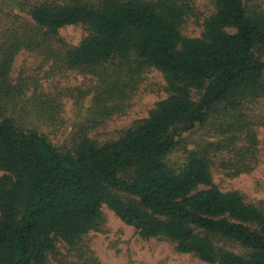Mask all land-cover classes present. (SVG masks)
Instances as JSON below:
<instances>
[{
  "label": "trees",
  "instance_id": "16d2710c",
  "mask_svg": "<svg viewBox=\"0 0 264 264\" xmlns=\"http://www.w3.org/2000/svg\"><path fill=\"white\" fill-rule=\"evenodd\" d=\"M17 4L30 21L17 20L0 38V264H51L50 256H61L59 242L74 247L99 228L104 205L142 238L165 240L203 262L264 264V208L238 190H220L211 173L216 150L241 133L255 142L242 110L264 98V0H213L196 37L182 33L194 14L191 0ZM76 24L88 33L67 46L58 31ZM21 49L62 55L66 67L97 77L93 117L69 149L24 125V89L10 78ZM149 67L163 74L168 96L117 139L90 138L92 125L122 110L119 78ZM210 121L225 137L188 149L186 134ZM179 149L182 158L172 161ZM240 163L232 175L245 170Z\"/></svg>",
  "mask_w": 264,
  "mask_h": 264
},
{
  "label": "rangeland",
  "instance_id": "374dc122",
  "mask_svg": "<svg viewBox=\"0 0 264 264\" xmlns=\"http://www.w3.org/2000/svg\"><path fill=\"white\" fill-rule=\"evenodd\" d=\"M191 5L194 14L187 19L182 33L196 37L201 33L204 19L214 12V4L213 0H191ZM19 19L30 21L29 15L19 9L17 0H0V38ZM87 33L81 24L67 25L59 29L58 37L67 46H76ZM61 57L21 49L15 55L10 78L13 85L24 89L23 97L28 106L22 114L24 125L46 135L58 149H69L80 127L90 121L87 118L93 117L92 89L97 77L66 67ZM115 72L112 68L111 74ZM119 79L122 81L119 98L122 110H115L88 130V136L99 144L117 139L134 120L147 117L156 103L168 96L164 76L155 68H145L134 79L126 75ZM242 111L249 120L255 142L241 133L228 148L216 150L211 158L212 178L220 190H238L247 203L264 208V98L246 103ZM223 137L210 121L186 134V147L195 148L198 144L215 142ZM238 152L243 154L241 158ZM182 156L183 150L179 149L172 153L171 160L178 161ZM237 159L241 160L240 166L245 170L232 175L237 169ZM101 210L99 228L85 233L74 247L59 242L57 248L61 256L58 260L50 256L51 264H63L65 260L100 264H210L192 254L177 252L165 240L144 239L105 205ZM224 247L238 254L245 252L231 242L225 243Z\"/></svg>",
  "mask_w": 264,
  "mask_h": 264
}]
</instances>
